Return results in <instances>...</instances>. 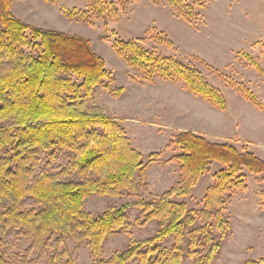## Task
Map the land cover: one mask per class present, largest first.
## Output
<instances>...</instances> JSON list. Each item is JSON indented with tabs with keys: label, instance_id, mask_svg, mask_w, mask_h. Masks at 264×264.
<instances>
[{
	"label": "trees",
	"instance_id": "obj_1",
	"mask_svg": "<svg viewBox=\"0 0 264 264\" xmlns=\"http://www.w3.org/2000/svg\"><path fill=\"white\" fill-rule=\"evenodd\" d=\"M11 1L0 0V264H6L2 235L10 228L29 236L31 247L40 252L45 249V237L55 236L50 264H74L66 251L58 250L66 238L87 241L91 255L97 258L108 237L128 231L126 211L132 207L142 210L145 221L156 220L158 229L144 240L131 238L123 251L107 260L98 259L96 264L134 260L136 264H182L185 254L195 264H211L229 229L225 206L246 188L243 169L263 175L264 182V159L191 131H179L166 145L179 149L169 159L178 166V180L149 199L138 196L139 189L146 187L141 153L131 145L124 127L101 107L86 106L94 88L112 78L105 61L83 36L25 23L10 12ZM87 1L94 18H116L111 1ZM167 1L172 6L181 3ZM61 10L69 20L92 23L83 11L65 6ZM177 12L183 15V7ZM113 47L129 66L145 73L148 81L155 76L183 81L189 92L225 109L222 94L194 67L156 56L143 49L138 39L115 40ZM240 55L264 75L249 54ZM104 88L109 89L107 84ZM120 92L121 88L117 95ZM243 94L264 111L254 94L247 90ZM63 153L69 154L67 163L58 171L48 169ZM43 156L46 163L41 166ZM159 156V151L150 153L148 162ZM211 161L224 167L213 174L205 190L203 207L196 212L200 226H196L195 212L173 198L190 195ZM123 193L135 200L111 205L97 215L84 207L91 195L118 198ZM27 198L34 207L22 209ZM211 220L220 240L212 237ZM169 236L174 238L171 250L160 248ZM243 264H264V258Z\"/></svg>",
	"mask_w": 264,
	"mask_h": 264
},
{
	"label": "rangeland",
	"instance_id": "obj_2",
	"mask_svg": "<svg viewBox=\"0 0 264 264\" xmlns=\"http://www.w3.org/2000/svg\"><path fill=\"white\" fill-rule=\"evenodd\" d=\"M109 1L116 7V18H94L87 0H12L10 12L33 26L85 37L105 61L112 78H105L94 88L86 106L88 109L92 105L101 107L124 127L131 145L141 153L146 187L139 189L138 196L149 199L178 180V166L169 159L179 153V149L166 145L172 136L192 124L190 121L194 119L188 118L190 111L206 105L219 110L209 100L190 93L183 81H170L159 76L148 81L145 73L129 66L117 54L113 47L115 40L138 39L139 45L150 53L171 57L197 69L206 82L222 94L227 109L226 121L220 129L210 125L203 131L214 141L229 144L239 152L251 151L264 159V116L245 111L244 104L259 109L243 94L247 90L264 104V75L240 55L246 52L264 70V0H180L181 3L174 6L167 0ZM62 6L83 11L92 23L67 19ZM180 6L183 15L177 12ZM105 84L108 90L104 88ZM119 88L121 92L117 95ZM233 114L240 117L235 126L228 119ZM209 116L212 119V115ZM245 117L252 119L245 121ZM156 151L160 152L157 161L148 162L149 154ZM68 155L61 154L48 169L58 171L67 163ZM45 163L43 156L41 166ZM223 167L211 161L191 194L173 199L185 202L187 208L196 214L203 207L205 190L212 184L213 174ZM242 174L246 188L232 196L225 206L223 214L229 222V229L211 264H243L246 260L264 258L263 175L250 174L245 169ZM133 200L134 197L125 193L118 198L91 195L84 200V207L97 215L106 207ZM21 207L33 208V200L25 199ZM126 214L128 231H119L108 237L99 257L91 255L85 240L66 238L58 250L66 251L74 264H96L98 259L107 260L114 252L123 251L131 238L144 240L158 229L156 220L145 221L140 208H129ZM196 220V226H200L197 214ZM209 228L212 237L220 240L214 220ZM45 240V249L40 252L31 247L29 236L8 229L2 235L6 264H50V257L56 249L55 236L47 235ZM173 244L174 238L169 236L158 246L171 250ZM128 264H136V260ZM182 264H195V260L185 254Z\"/></svg>",
	"mask_w": 264,
	"mask_h": 264
},
{
	"label": "crops",
	"instance_id": "obj_3",
	"mask_svg": "<svg viewBox=\"0 0 264 264\" xmlns=\"http://www.w3.org/2000/svg\"><path fill=\"white\" fill-rule=\"evenodd\" d=\"M193 100L194 99L192 98V101ZM244 106H245L244 107L245 111H247L248 114H251V115L254 114L255 115L256 113H260L264 116V112L261 111L259 108H258L259 110H257L256 108H253L249 104H244ZM218 110L219 111H215L212 108V106L206 105V106H203V108L198 107L197 109L195 108V109H193V111H190L191 114H189L188 118H189V120H192V119H194V120H192V122L190 121V123H192L191 125L190 124L186 125L187 131H191L193 133L201 134L203 137H205L210 142L220 143L218 141H214L213 138H210V136L207 133H205V131H203L204 128H207V126L209 128L210 125L213 128L216 127L217 129L218 128L220 129L221 126H223V124L225 123L224 120L226 121L225 114H226L227 109L225 108L224 110H220V109H218ZM209 114L212 115L211 116L212 119H210ZM237 118H240V117L239 116L236 117V115L234 116V114L228 116V119L230 120L229 122H231V124H233L234 126L236 123H239L238 122L239 119L237 120ZM251 119H252V117H250V119L245 117V121L246 120L251 121Z\"/></svg>",
	"mask_w": 264,
	"mask_h": 264
}]
</instances>
